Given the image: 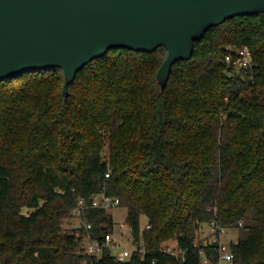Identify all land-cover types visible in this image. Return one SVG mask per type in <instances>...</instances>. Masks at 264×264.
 Returning <instances> with one entry per match:
<instances>
[{
    "label": "trees",
    "instance_id": "1",
    "mask_svg": "<svg viewBox=\"0 0 264 264\" xmlns=\"http://www.w3.org/2000/svg\"><path fill=\"white\" fill-rule=\"evenodd\" d=\"M229 44L251 48L252 72L226 61ZM167 54L112 49L77 72L68 95L60 67L0 79V264H203L201 250L220 255L213 241L196 243L203 222L217 234L242 224L233 264H264V13L210 28L162 90ZM97 192L128 208L144 251L95 259L63 231L78 198ZM84 217L99 237L115 228L105 209ZM170 239L177 256L162 250Z\"/></svg>",
    "mask_w": 264,
    "mask_h": 264
},
{
    "label": "water",
    "instance_id": "2",
    "mask_svg": "<svg viewBox=\"0 0 264 264\" xmlns=\"http://www.w3.org/2000/svg\"><path fill=\"white\" fill-rule=\"evenodd\" d=\"M257 13L264 0H0V79L60 67L68 95L77 72L110 50L165 46L164 90L173 64L190 59L210 28Z\"/></svg>",
    "mask_w": 264,
    "mask_h": 264
},
{
    "label": "built area",
    "instance_id": "3",
    "mask_svg": "<svg viewBox=\"0 0 264 264\" xmlns=\"http://www.w3.org/2000/svg\"><path fill=\"white\" fill-rule=\"evenodd\" d=\"M226 51V61L229 64H232L238 72L244 71L249 73L253 71L255 62L253 52L248 45L240 46L229 44L226 46ZM243 76V79L246 80V75ZM250 77L253 80V74H251ZM106 175H109V173ZM120 202L121 201L119 197L107 194L105 192H97L89 197L81 196L78 198L77 204L72 211V215L80 218L81 223L68 231L80 236L81 243L85 248V252L89 256L98 259L102 256L105 250H110L116 259L125 260L133 254L134 251L128 245H125L120 239L114 236L116 231H120L119 226H115L113 231H107L104 235L99 237V235L92 231V222L86 220L84 217L87 209L102 208L109 210L119 206ZM211 223L214 225V227H216L215 222ZM116 227H118V229H116ZM225 229L226 228L221 227L219 232L221 233ZM133 239L134 242H131L132 247H136L135 250L141 249L144 251L145 248L142 247V244H140L141 241H136L134 236ZM237 240H234V242H237ZM218 246L220 249V260L224 264H233L234 253L231 249V243L227 244L219 240ZM162 250L171 255L177 256L179 254V252L174 250V248L171 246H162ZM201 252L207 259L208 257L205 255L204 251L201 250Z\"/></svg>",
    "mask_w": 264,
    "mask_h": 264
},
{
    "label": "rangeland",
    "instance_id": "4",
    "mask_svg": "<svg viewBox=\"0 0 264 264\" xmlns=\"http://www.w3.org/2000/svg\"><path fill=\"white\" fill-rule=\"evenodd\" d=\"M27 211V209H25ZM109 214L112 215L115 226H119L120 231H116L114 236L120 239L125 245H128L133 251L136 247H132V243L134 242L131 228L127 223V215H128V208L122 205H119L115 208L107 210ZM147 217L145 215L141 218V227H144L147 224ZM81 223V219L72 215L65 219L63 223V231L71 230L75 226H78ZM245 234L244 229L242 228V224L239 226H232L226 228L221 233H216V227L210 222H203L200 224L199 228L196 230V243L199 245H206L209 242L214 240H220L224 243L230 244L232 241L237 240L239 237ZM142 247L146 248L144 245V240L140 239ZM132 242V243H131ZM162 246H171L179 252L178 243L175 239H170L165 241ZM203 264H224L220 257L217 259L212 258H205L203 256Z\"/></svg>",
    "mask_w": 264,
    "mask_h": 264
},
{
    "label": "crops",
    "instance_id": "5",
    "mask_svg": "<svg viewBox=\"0 0 264 264\" xmlns=\"http://www.w3.org/2000/svg\"><path fill=\"white\" fill-rule=\"evenodd\" d=\"M148 220V219H147ZM148 222V221H147ZM147 225V224H146Z\"/></svg>",
    "mask_w": 264,
    "mask_h": 264
}]
</instances>
